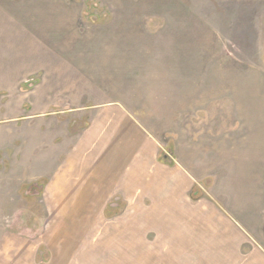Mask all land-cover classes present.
Masks as SVG:
<instances>
[{"label": "rangeland", "instance_id": "374dc122", "mask_svg": "<svg viewBox=\"0 0 264 264\" xmlns=\"http://www.w3.org/2000/svg\"><path fill=\"white\" fill-rule=\"evenodd\" d=\"M178 2L0 0V264H195L199 235L188 232L184 250L171 216L152 214L171 212V201L129 202L125 217L114 200L122 211L100 217L95 232L55 216L59 203L42 183L54 186L108 103L126 102L156 133L161 161L175 139L185 142L194 170L211 177L200 197L238 152L259 161L264 178V0ZM184 65L222 72L223 87L163 82L164 70Z\"/></svg>", "mask_w": 264, "mask_h": 264}, {"label": "crops", "instance_id": "0c3cea01", "mask_svg": "<svg viewBox=\"0 0 264 264\" xmlns=\"http://www.w3.org/2000/svg\"><path fill=\"white\" fill-rule=\"evenodd\" d=\"M227 1L230 3L226 4H257L255 0ZM173 4L217 2L184 0V3ZM180 50L186 51L185 48ZM184 66L178 72L164 70L166 79L163 82L192 78L201 83L193 87H223L222 72L214 70L208 75L206 67L197 66V70ZM177 140L171 161L167 158L161 161L162 143L156 133L134 117L126 102L108 103L83 132L80 147L67 157L68 163L56 169L54 186L51 182L46 185L41 181L47 187V193L54 191L49 199L59 203L55 216L78 218V225L69 219L70 226L79 231L86 227L95 232L100 217L111 215L113 209L122 211V207L118 209V203H110L114 200L125 202L123 211L117 215L125 217L131 215L129 202L150 200L155 207L156 202L171 201V212L153 209L152 214L171 216V234H177L179 242H183L180 234L183 235L185 244L181 248L184 250L188 247L187 233L199 235L200 244L194 243L191 251L193 263L264 264V178L257 176L255 171L260 162L250 161L247 155L238 152L239 156L231 160V164L225 161L221 165L227 169V176L217 174L214 193L211 192L210 197H200L201 190L211 188L204 182L210 176L194 170L185 157V142ZM121 248L127 249V245L121 244Z\"/></svg>", "mask_w": 264, "mask_h": 264}]
</instances>
